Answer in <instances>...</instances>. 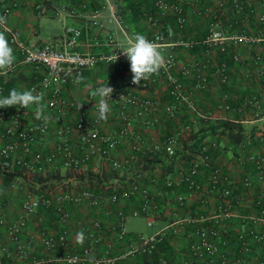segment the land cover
<instances>
[{
	"label": "crops",
	"instance_id": "crops-1",
	"mask_svg": "<svg viewBox=\"0 0 264 264\" xmlns=\"http://www.w3.org/2000/svg\"><path fill=\"white\" fill-rule=\"evenodd\" d=\"M41 0H15L11 12L7 18L8 24L18 30L22 40L27 43H40L44 40L53 39L59 41L64 32L65 25H75L82 29L78 42L74 48L81 51L100 52L106 51L113 44L128 46L136 34H143L147 39L154 31L162 30V45L158 46L164 55L173 52L176 64L170 67V72L178 76L183 88L189 91L198 112L192 110L184 103L177 104L172 109V114L166 110L171 104L167 95V75L159 72L148 81H141L140 85L132 83L130 62L126 59L119 66L115 63L100 62L87 68L78 81L61 82V95L73 98L77 104L83 102L82 109L100 127L102 132H119L116 135L117 142L111 151L115 158L123 161L131 159L128 167L121 168L113 166L99 153L92 154L88 159H82V147L80 144V131L74 126L75 116L79 110L76 106H66L62 119L56 120L54 112L47 107V100L50 97V90L43 91L46 114L49 116L48 128L43 135H37L32 142L34 151L50 153L55 151L58 144L57 128L68 127L65 136L73 151V156L79 159L75 167H66L62 164L59 152L49 160L44 161L41 169H25L19 171L14 180L21 181L20 187L0 188V205L4 208L7 219H12L21 213V201L26 189H31L37 195L36 189L29 187V184H39L52 180V184L41 192L43 197L49 199V204L40 203L35 211L26 221L22 229L23 236L30 235L32 242L26 246L29 253H37L47 257L52 264H67L59 258L74 251L73 242L77 233L85 232L86 227L93 219H98L102 225V231L94 241L92 247L93 255H112L125 248L130 242L138 239V234H156L159 240L166 236L169 244V251L159 254L162 260L166 259L170 264H182L185 259L191 256L190 243L197 236L191 232L193 228L184 221L186 210L189 208L195 217L210 215L218 203V196L207 190L208 202L201 204L197 194L186 197L185 202L179 203L176 199L177 193H186L185 187L178 180L174 170L179 166L189 165L196 157L180 158L174 165V170L165 177L172 178L171 186L164 184L163 175L158 166L146 168L140 174L137 182L146 186L154 194L158 208L150 217L144 215H131V211L138 207L142 195L137 192L133 197H119L116 201L104 199L102 205H91L86 200H65L64 204L70 212L68 244L66 246L45 247L41 242L42 235L55 237L62 227L55 211L56 197L75 187H87L98 194H108L105 188L121 190L120 180L128 177L137 169V166L147 157H153V152H159L163 159H167L172 153H179L189 149L191 137L195 133L210 131L211 129H222L224 121L236 123L241 126L246 134L236 142H232L225 133L212 132L204 136L203 143L207 145L213 155V161L222 165L223 169L230 173L233 179L240 183L246 173H250L253 181L258 182L254 170H246L242 162L236 158L235 152L244 145L245 152L255 151L264 145V43L259 39L250 41H239L231 44L227 49L239 55L238 61L229 60L228 75L226 79L220 78L211 71L212 65L207 69L208 77L205 85H195L192 68L200 56L207 49L213 56V63L222 59L218 47L214 44L202 42L203 36L209 31L210 23L222 27L224 30L233 28L239 30L245 27L249 35L264 37V21L259 20L264 15V0H242V11L237 13L229 5L230 0H175L184 2L188 9V21L185 27L179 28L173 18L171 6L166 7L163 15L156 18L155 23H150L148 15L154 11L153 0H53L57 3L79 5L86 3V7L77 14L70 15L61 12L56 15L48 8L37 9L36 4ZM170 1V0H168ZM4 2L0 1V10ZM239 16V18L237 17ZM45 17L59 20L61 27L53 28L47 36H42V29L49 27ZM0 31H3L0 29ZM261 33V34H260ZM7 36V35H6ZM181 36H189L195 40V44L186 48L174 44ZM14 49L16 61L14 68L6 76L0 75L4 83V93L7 96L11 89L29 90V87L40 80L44 74L43 67L35 68L23 64L19 46L10 41ZM187 65L191 71L181 75L180 68ZM11 81V82H10ZM114 88L112 95L132 94L138 97L156 99L158 105L154 109L139 113V104L126 102L122 97L115 100H108L112 111L106 121H100L98 117L97 102L89 95V88L92 86H106ZM257 95L260 99V106L246 104L245 101L250 95ZM118 97V96H117ZM16 107H8L15 109ZM22 122L26 124L35 120L34 106L23 109L21 112ZM6 119V118H5ZM4 119V120H5ZM129 120L126 124L125 121ZM5 120L4 122H6ZM142 134L144 150L135 152L132 148V133ZM166 146H170L169 152ZM29 161L32 155L25 156ZM208 169H201L198 179L203 188L207 178ZM45 175L43 181L37 176ZM90 175H97L103 182L95 184L91 182ZM164 179H163V178ZM14 180H11L14 181ZM106 183V184H104ZM8 186L14 183H5ZM262 188L258 185L256 192ZM243 193L241 202L233 206V215L229 219L221 218L218 222L220 228L225 229L227 234H233L244 222V215L253 211L251 198L245 194L244 187H238ZM122 209L126 215L128 232L124 238L117 237L119 228V215L117 210ZM148 220H152L148 224ZM201 223L204 225L213 224L214 221L207 219ZM0 260L2 264H23V259L15 251V243L7 234L5 225H0ZM4 252V253H3ZM261 249L256 246L249 257L254 260L260 256ZM141 255L128 256L116 261L114 264H151ZM80 264H95L91 261H83Z\"/></svg>",
	"mask_w": 264,
	"mask_h": 264
},
{
	"label": "built area",
	"instance_id": "built-area-1",
	"mask_svg": "<svg viewBox=\"0 0 264 264\" xmlns=\"http://www.w3.org/2000/svg\"><path fill=\"white\" fill-rule=\"evenodd\" d=\"M4 2L0 10V15L8 18L12 5L15 0H0ZM198 1V0H193ZM236 9L242 8V0H230ZM50 4V10L56 15L66 12L70 15L77 14L81 9L86 7L85 2L79 5H71L67 3L55 4L53 0H41L35 6L37 9L48 8L46 4ZM171 6L173 18L179 28L185 27L188 21V9L184 6V2L175 0H153L154 11L148 15L150 23H155L158 16L165 13L167 6ZM260 21H264V15L259 16ZM5 31L10 41L16 43L21 52V62L35 68L43 67L45 69L44 76L33 83L29 90L35 89L36 93H43L44 90H50V97L47 100V107L54 112L56 120L62 119L66 106H76L77 102L71 97H63L61 95V82L78 81L85 69L92 67L100 62L115 63L121 66L127 59L122 55L123 47L119 44H113L106 51L92 52L81 51L74 48L78 42L82 29L75 25H65L64 32L59 41L53 39L44 40L40 43H27L22 40L18 30L11 27L8 22L5 26H0ZM261 34V33H260ZM163 31L156 30L148 40L154 42L157 46L162 45ZM259 39L264 43V37H255L247 33L245 27L239 30L229 28L224 30L222 27L215 26L210 23L208 33L203 36L202 42L214 44L220 50H227L231 44L239 41H250ZM186 48H190L195 44V40L189 36H181L174 43ZM118 54L119 59L114 62L115 56ZM167 61V70L161 69L160 72L167 75V95L171 99V104L166 106V110L172 114V109L179 103L186 104L192 110L198 112L197 107L189 93L183 88L180 78L170 72V67L176 64V58L173 52L165 54ZM238 61L239 55L236 52L230 53L229 58H223L213 63V56L207 49L205 53L194 62L192 68L195 71V85L201 87L207 81V69L212 65L211 71L220 78H227L229 68V60ZM14 68V67H13ZM181 75H187L191 69L187 65L180 68ZM98 86L89 88V95L92 90ZM4 93V83L0 80V96ZM118 96V97H117ZM122 97L126 102H136L139 104V113H146L150 109H154L158 105L156 99L148 97H138L132 94L112 95L109 100H115ZM246 104L260 106V99L257 95H250L245 101ZM22 108L8 109L0 108V171L9 172L13 169L18 171L25 169L38 170L44 161H49L56 152H59L62 158V164L66 167H75L79 164V159L73 156V151L65 136L68 130L66 126L57 128L58 144L55 151L48 154L32 149V142L37 135H43L48 128V121L34 120L23 124L21 116ZM6 118V119H5ZM6 122H4L5 120ZM126 124L129 123L127 119ZM74 126L80 131V144L82 147V159H88L92 154L99 153L108 160L113 166L121 167L129 159L123 161L115 158L112 154V147L117 142L116 135L123 132L113 131L109 133L102 132L100 127L87 115L83 110H79L75 116ZM132 148L135 152L144 150L142 143V134L138 132L132 133ZM169 152L172 151L170 146H166ZM244 145L240 144L235 152L236 158L242 162L246 170H254L257 180L253 181L250 173H246L241 182H236L229 172L225 171L222 165L213 161V155L207 145L202 144L196 153V157L189 165L179 166L174 170L178 180L185 183L186 193H177L176 199L179 203H184L186 197L197 194V199L201 204L208 202L207 190L212 191L218 196V203L214 211L204 217H195L188 208L184 221L191 225L197 236L190 243L191 256L184 260L182 264H264V145L251 152H245ZM31 154V160H27L25 156ZM201 169H208L207 178L205 180V188L202 187L198 175ZM172 178L167 177L164 184L172 185ZM262 188L256 192L258 185ZM245 188L247 194L252 201L253 211L244 215L243 225L233 234H227L225 229L219 227L218 222L221 218L229 219L232 217L233 206L241 202L243 193L238 187ZM139 192L142 200L138 207L131 211V215H144L150 217L158 208V203L146 186L139 183H131L126 188L112 192L107 199L116 201L119 197H128L133 193ZM86 200L91 205H102L106 199L101 193L95 192L87 187H75L56 197L55 211L62 227L55 237L42 235L41 242L47 248L55 246H66L68 244L69 234V218L70 212L64 204L65 200ZM40 203L48 205V198H40L39 195L32 193L31 189H26L24 197L21 201L20 215L7 219L4 208L0 205V225H5L7 234L14 241L16 253L23 259V264H52L47 257H42L37 253H29L26 249L32 242L30 235L23 236L22 229L27 219L37 211ZM119 215V228L117 237L124 238L128 232L126 225V215L122 209L117 210ZM213 220L214 223L204 225L203 220ZM152 220H148L151 224ZM101 222L93 219L85 229L86 239L81 245L77 243V237L73 242L74 251L66 254L59 259L67 264H80L83 261H91L95 264H114L116 261L124 259L128 256H136L150 252L159 237L154 234L142 235L138 234L136 241L130 242L125 248L115 252L112 255L96 256L92 253L94 241L98 238L102 231ZM258 246L261 249L260 256L252 260L249 255ZM0 250L4 247L0 246ZM4 253V252H3ZM0 264L1 260H0Z\"/></svg>",
	"mask_w": 264,
	"mask_h": 264
},
{
	"label": "clouds",
	"instance_id": "clouds-1",
	"mask_svg": "<svg viewBox=\"0 0 264 264\" xmlns=\"http://www.w3.org/2000/svg\"><path fill=\"white\" fill-rule=\"evenodd\" d=\"M7 24V17L0 15V26ZM124 55L130 62V70L132 73V83L140 85L141 81H148L154 75H158L161 69L167 70V61L164 53L158 46L148 40L143 34H136L134 39L129 41L127 47L121 48ZM119 59L118 54L115 61ZM16 56L5 31H0V75L6 76L14 67ZM114 88L106 85L95 88L91 92V96L95 99L99 97L97 102L98 117L100 121H106L112 111L108 100L112 98ZM35 108V119L43 121L45 124L49 120L46 114V106L44 104V94L36 93L32 90H18L13 88L7 96H0V108L16 107L29 109ZM83 102L76 105L77 110L82 109ZM86 236L83 231L77 233V243L83 244Z\"/></svg>",
	"mask_w": 264,
	"mask_h": 264
},
{
	"label": "trees",
	"instance_id": "trees-1",
	"mask_svg": "<svg viewBox=\"0 0 264 264\" xmlns=\"http://www.w3.org/2000/svg\"><path fill=\"white\" fill-rule=\"evenodd\" d=\"M229 6L233 10H235L237 13H239L243 10L242 8L236 9V7H234V5H229ZM237 17L239 18V16H237ZM219 51L223 55L222 59L223 58H227V59L229 58L231 52L228 49L227 50H220L219 49ZM4 88H5V86H4ZM223 124H225V126L222 127V129H220V130L219 129H211L210 131H207V132L195 133L191 137V140H190L189 144L187 145V147L189 149L188 152L183 151V152L179 153V151H176V152L172 153L167 159H163V155L158 154L159 153L158 151L153 152L154 153L152 155L153 157H147L145 160H143L137 166V169L134 172H132L128 177L120 180L121 185H123L122 189L126 188L131 183H136L140 174L146 168H152V167L158 166L161 170V174L163 175V177H165V175L169 174L170 172H172L174 170V165L176 164V162L180 158H184V157L191 158L193 155H195V152L200 148V146L203 143L202 140L204 139V136H206L209 133H212V132L225 133L229 136V139L232 142H236V141L240 140L241 138H243L244 134H246V132L243 129H241V126L236 124V123H230L228 121H224ZM130 160H128V162L124 163V165L121 166V168L128 167L131 163ZM18 173H19L18 168L13 169L9 172L0 171V180L3 183H9V181L14 180L16 177H18L17 176ZM88 177H90L91 182L95 183L96 185L103 182L102 179L100 177H98L97 175H90ZM36 178H38L39 181H43L47 177L45 175H42V176H37ZM52 182H53L52 180L47 181V182H39V184H37V185L30 183L29 187L36 189L37 195H39L40 198H43V195L41 194L42 190L44 188L50 186L52 184ZM182 183L185 187V183L184 182H182ZM104 184H106V183H104ZM119 189H117V188L112 189L111 187L105 188V190L108 191L109 193L104 194L103 196L106 197L115 191H117V193H119V191L122 190V189L121 190H119ZM133 194H135V193H133ZM133 194H131L128 197H133ZM168 247H169L168 239L166 236H163L161 240L156 241L153 249L150 252L140 254L141 255L140 258L143 260L146 259L147 263L161 264L162 260L160 259L161 257L159 256V254L168 252L169 251ZM162 264H170V261L168 259H166L165 262Z\"/></svg>",
	"mask_w": 264,
	"mask_h": 264
},
{
	"label": "rangeland",
	"instance_id": "rangeland-1",
	"mask_svg": "<svg viewBox=\"0 0 264 264\" xmlns=\"http://www.w3.org/2000/svg\"><path fill=\"white\" fill-rule=\"evenodd\" d=\"M45 19H46V23H48V25H49V27H47L46 29H42V36H47L48 35V33L51 31V29H53V28H59L60 29V27H61V22L59 21V20H56V19H52V18H47V17H45ZM10 183H14L15 184V186H13V185H10V186H8L7 184H5V183H3L1 180H0V188H3V189H5V188H7L8 189V187L10 188V187H20V185H21V181H18V180H14V181H9Z\"/></svg>",
	"mask_w": 264,
	"mask_h": 264
}]
</instances>
